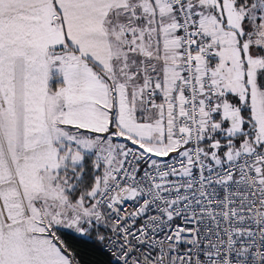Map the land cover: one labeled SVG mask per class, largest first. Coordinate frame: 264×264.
I'll use <instances>...</instances> for the list:
<instances>
[{"label":"snow or ice","instance_id":"obj_1","mask_svg":"<svg viewBox=\"0 0 264 264\" xmlns=\"http://www.w3.org/2000/svg\"><path fill=\"white\" fill-rule=\"evenodd\" d=\"M0 264H264V0H0Z\"/></svg>","mask_w":264,"mask_h":264},{"label":"trees","instance_id":"obj_2","mask_svg":"<svg viewBox=\"0 0 264 264\" xmlns=\"http://www.w3.org/2000/svg\"><path fill=\"white\" fill-rule=\"evenodd\" d=\"M65 239L81 254L85 259H88L94 255H98L95 249L91 245L84 242L76 241L71 236H66Z\"/></svg>","mask_w":264,"mask_h":264}]
</instances>
